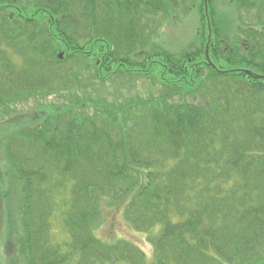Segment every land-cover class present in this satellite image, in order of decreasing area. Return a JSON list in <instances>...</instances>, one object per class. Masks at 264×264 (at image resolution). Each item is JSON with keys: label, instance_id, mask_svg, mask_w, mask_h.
Instances as JSON below:
<instances>
[{"label": "trees", "instance_id": "1", "mask_svg": "<svg viewBox=\"0 0 264 264\" xmlns=\"http://www.w3.org/2000/svg\"><path fill=\"white\" fill-rule=\"evenodd\" d=\"M219 1L0 0V107L39 106L2 127L0 229L9 195L26 264H264V0ZM191 4L196 40L161 44L158 15ZM83 76L163 88L116 105L89 98ZM106 203L136 230L160 227L152 262L96 235Z\"/></svg>", "mask_w": 264, "mask_h": 264}, {"label": "rangeland", "instance_id": "2", "mask_svg": "<svg viewBox=\"0 0 264 264\" xmlns=\"http://www.w3.org/2000/svg\"><path fill=\"white\" fill-rule=\"evenodd\" d=\"M189 0H187L188 2ZM227 0H220L217 3V10L220 12L228 9L229 11V3H226ZM190 11L184 15V12H177L178 16L171 18L167 14H160L157 17L158 27L159 29L155 31L154 36H158V40H161L160 43L164 45L171 46L175 49H183L187 45L190 46L192 42H194L198 36V12L196 6L192 5L189 7ZM246 15V13H244ZM245 20H249V17H246ZM147 26V24H146ZM146 36V34H145ZM187 48V47H186ZM185 48V49H186ZM209 53V50L207 51ZM21 62L17 56L14 57V61ZM90 71L92 73L95 72V67L91 66ZM122 78V77H120ZM114 79V78H113ZM116 79V77H115ZM89 82L92 84H88V81L82 78L81 83L86 88L88 84L89 98H101L105 99L107 102L120 105L121 102L126 103L130 102L132 99L137 98L138 94L141 97L145 96L149 99L153 97L155 99L157 96L161 94V89L163 86L157 83L154 88L151 87V94L147 95L146 89H148V82L145 83L144 80L134 81L133 84L130 81L122 82L121 80L111 81L107 84L100 83L99 80L90 79ZM189 100H192V97H188ZM64 100L63 95H52L49 99L50 102L53 101H62ZM183 98L180 95H176L173 97L172 102H180ZM46 102L45 100H43ZM155 101V100H154ZM28 103H16L10 104L9 106L0 107V111L2 116L5 118L4 122H2L3 117L0 116V161L1 167L3 168V162L5 161V153L2 148H4L5 138L7 136L6 128H2L5 124L9 123L8 128L14 127L18 123H22L25 121L26 114L22 115L18 119V112L23 109H27V107H33L27 109V112L34 113L38 108L34 106V101H27ZM48 102V101H47ZM28 105V106H27ZM2 108H7L10 118H6L7 111L1 110ZM38 112V111H37ZM16 113V114H15ZM36 124L35 126H37ZM44 125H42L43 127ZM12 129V128H11ZM5 183L4 175L0 176V182ZM10 196L8 195V199L6 202V206L4 208L2 224L0 229V238L1 241L5 243H0V258L2 264H26L24 257L19 254L17 249L14 247L13 243L15 242V235L19 233V224L17 221V212L15 208V204L17 202H11ZM61 214H56L52 216V228L54 231V236L58 241H66L67 240V230L63 225V220L61 219ZM159 226L156 227L152 232L147 233L145 231L136 230L129 221L126 220V217L123 213L122 208H110L109 204H104L102 210L99 214L97 225L95 227V233L101 239L108 240L109 242L116 241L118 239H125L127 241H131L137 245L139 249L144 253V258L148 262H152L155 257L154 246L152 244V240L154 236L158 233ZM11 242L13 245V251H7L5 244ZM257 251L260 257V240L257 244ZM119 264H128L126 261L121 262Z\"/></svg>", "mask_w": 264, "mask_h": 264}, {"label": "bare ground", "instance_id": "3", "mask_svg": "<svg viewBox=\"0 0 264 264\" xmlns=\"http://www.w3.org/2000/svg\"><path fill=\"white\" fill-rule=\"evenodd\" d=\"M130 0H127V2H129ZM100 17H102V14H100ZM174 18V17H173ZM148 27H147V30L148 31H150V27H149V25H147ZM157 38H158V36H156ZM207 56H209V54L207 53ZM68 148H69V150L71 149V148H73V146L72 145H69L68 146Z\"/></svg>", "mask_w": 264, "mask_h": 264}]
</instances>
